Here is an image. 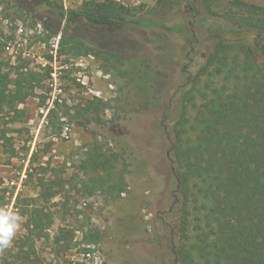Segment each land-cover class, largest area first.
<instances>
[{"label":"rangeland","instance_id":"374dc122","mask_svg":"<svg viewBox=\"0 0 264 264\" xmlns=\"http://www.w3.org/2000/svg\"><path fill=\"white\" fill-rule=\"evenodd\" d=\"M51 1L79 9L84 0ZM234 1L128 0L124 5L137 19L182 23L184 31L129 25L121 33L125 77L101 56L66 52L39 20L45 8L0 0L2 73L12 80L17 71L45 78L33 83L36 96L19 105L23 113L0 119V210L21 217L0 264H175L176 248L192 236L168 159L183 87L220 40L252 47L264 61V41L255 35L213 32L236 10ZM123 150L125 191L93 188L91 179L106 175L83 169L85 162ZM124 168L117 162L109 184ZM36 210L48 218L37 217L28 228ZM182 227H189L187 237Z\"/></svg>","mask_w":264,"mask_h":264},{"label":"trees","instance_id":"16d2710c","mask_svg":"<svg viewBox=\"0 0 264 264\" xmlns=\"http://www.w3.org/2000/svg\"><path fill=\"white\" fill-rule=\"evenodd\" d=\"M17 1L20 8L27 4L46 9L39 20L45 31L60 37L66 52L101 56L125 77L128 48L121 33L129 25L184 31L182 23L168 27L163 21L137 19L130 7L114 0H84L79 9H65L51 0ZM234 4L236 10L222 17L225 24L212 27L216 37L255 35L264 41V7L242 0ZM192 43L196 45L194 38ZM15 76L9 79L0 68V119L23 113L19 105L36 96L33 83L45 80L32 72L17 71ZM168 137L177 193L192 218V236L187 237L189 227H182L187 242L176 248L175 264H264V61H258L254 48L224 40L214 44L200 70L187 78ZM125 155L123 150L121 155L91 156L83 169L106 175L91 179L92 187L121 195L127 186ZM120 160L125 168L119 181L109 184ZM35 212L28 228L37 224L35 218H48L41 210Z\"/></svg>","mask_w":264,"mask_h":264},{"label":"clouds","instance_id":"9594fccd","mask_svg":"<svg viewBox=\"0 0 264 264\" xmlns=\"http://www.w3.org/2000/svg\"><path fill=\"white\" fill-rule=\"evenodd\" d=\"M20 220L18 214L0 210V250L7 249L11 245L20 228Z\"/></svg>","mask_w":264,"mask_h":264},{"label":"built area","instance_id":"2783aa9c","mask_svg":"<svg viewBox=\"0 0 264 264\" xmlns=\"http://www.w3.org/2000/svg\"><path fill=\"white\" fill-rule=\"evenodd\" d=\"M114 1H116L117 3L122 4V5H124L125 3L128 2V0H114ZM12 184H15V183H12Z\"/></svg>","mask_w":264,"mask_h":264},{"label":"crops","instance_id":"0c3cea01","mask_svg":"<svg viewBox=\"0 0 264 264\" xmlns=\"http://www.w3.org/2000/svg\"><path fill=\"white\" fill-rule=\"evenodd\" d=\"M242 1H253V2H256V3H259V4H264V0H242Z\"/></svg>","mask_w":264,"mask_h":264}]
</instances>
